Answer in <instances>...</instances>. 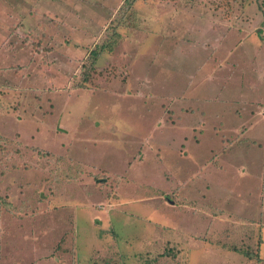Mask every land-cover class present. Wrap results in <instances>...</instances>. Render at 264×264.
Listing matches in <instances>:
<instances>
[{
	"label": "rangeland",
	"instance_id": "obj_1",
	"mask_svg": "<svg viewBox=\"0 0 264 264\" xmlns=\"http://www.w3.org/2000/svg\"><path fill=\"white\" fill-rule=\"evenodd\" d=\"M125 1L0 0V264H264V0H138L93 66Z\"/></svg>",
	"mask_w": 264,
	"mask_h": 264
},
{
	"label": "trees",
	"instance_id": "obj_2",
	"mask_svg": "<svg viewBox=\"0 0 264 264\" xmlns=\"http://www.w3.org/2000/svg\"><path fill=\"white\" fill-rule=\"evenodd\" d=\"M136 1H138V0H126L125 1V5H127V8H125V9H127V10L124 13L122 12V15L124 14L123 18L114 19V21L111 23V25H110V27L108 29L109 31L107 33V36H108L109 39H111V45H106V43H105L103 46H101L100 48H98V49L93 51L92 56L90 58L91 64L93 66L96 64V61H97L98 57L102 54V52H104L106 49H108L110 51L112 50L113 45L115 43L114 39L118 40L121 37L120 33H118L119 29H120V26L118 24H121V22H120L121 20H123L122 23H124V24H129L130 23V19L132 17V13L130 14V11L128 9H129L130 6H133L136 3ZM126 15L128 16V19L124 20ZM110 31H112V32H110ZM109 39L107 40V43L109 42ZM106 46H110V47L107 48ZM92 65H89V66L85 65L83 67V69H84L83 75H84V80L85 81H87L89 79L90 75H92L90 73V70L94 69V67ZM8 206H11V205H8ZM252 259L262 260L260 255H253ZM103 262H105V264H109L110 263L109 261H106V260L103 261ZM93 264H99V263L97 261H95Z\"/></svg>",
	"mask_w": 264,
	"mask_h": 264
}]
</instances>
